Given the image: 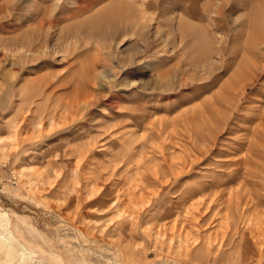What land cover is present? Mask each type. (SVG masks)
Here are the masks:
<instances>
[{
  "label": "rangeland",
  "instance_id": "1",
  "mask_svg": "<svg viewBox=\"0 0 264 264\" xmlns=\"http://www.w3.org/2000/svg\"><path fill=\"white\" fill-rule=\"evenodd\" d=\"M0 65V213L26 264H264V206L231 226L238 182L215 179L245 172L264 109V0H0ZM79 92L99 100L76 114Z\"/></svg>",
  "mask_w": 264,
  "mask_h": 264
},
{
  "label": "bare ground",
  "instance_id": "2",
  "mask_svg": "<svg viewBox=\"0 0 264 264\" xmlns=\"http://www.w3.org/2000/svg\"><path fill=\"white\" fill-rule=\"evenodd\" d=\"M17 26V25H16ZM40 27H43V23H40ZM30 42V41H29ZM33 47V46H32ZM38 48V47H37ZM36 48V49H37ZM40 48V47H39ZM42 48V47H41ZM29 51H31V49L28 48ZM38 50V49H37ZM36 51V50H35ZM22 57V55H21ZM18 60V59H17ZM23 61V60H22ZM25 66V64H24ZM250 69L253 70V72L257 69L256 65L254 63H250L249 66ZM7 70L3 69L0 65V77L2 76L3 78L6 75ZM253 72L251 74H253ZM246 74V73H245ZM244 74V75H245ZM242 77H244L242 75V73H240L235 80L239 81V79H241ZM4 80V79H2ZM42 80V79H41ZM5 81V80H4ZM46 81V80H45ZM35 82V81H32ZM234 80L231 81V84H228L225 89L223 91L222 88L220 90V96L218 95V99L220 100H228L230 101V103L232 102V98L230 99L229 96V91L234 87ZM250 82V81H249ZM248 86H243L241 87V89L239 90V94H237V96L242 95L243 93H245L247 91ZM27 89V88H26ZM21 91V90H20ZM33 90H30L28 92V100L30 99L31 95L35 96H39V94H37L39 91L36 92H32ZM92 91V90H91ZM235 90H233L234 92ZM22 92V91H21ZM241 92V94H240ZM27 95V94H26ZM8 96V95H7ZM8 98V97H7ZM33 98V97H31ZM241 98V97H240ZM242 99V98H241ZM98 98L95 94H87V96L85 95V97L83 98L81 93H77L74 99V102H72L71 104V109L74 110V112L77 114V112H81V111H86L88 109H90L92 106H95L96 103L98 102ZM209 101V100H208ZM214 102H212V105H215L218 103V101L216 99L213 100ZM217 101V102H216ZM227 102V101H226ZM220 103V102H219ZM203 106V105H201ZM222 106V105H221ZM238 109V108H237ZM218 110V109H217ZM236 110V109H235ZM234 110V111H235ZM240 110V109H239ZM203 112V111H202ZM237 112V111H236ZM240 112V111H239ZM74 113V114H75ZM220 113V110H219ZM258 113V111H257ZM51 114V113H50ZM259 114V113H258ZM49 115V114H48ZM51 116V115H50ZM50 116H47L50 118ZM258 116V117H257ZM256 119L258 121V125L257 128L254 129V132H252L251 134V138L244 137L247 140V154L243 155L241 158H239V161L237 162L239 166H242V168L244 169V173H239L238 171H230L229 173H220L221 175H217L218 177L215 176V179L218 178H224L223 182L224 183H229V182H238V187L236 189H230L229 191L226 192L227 195V222H231V226L234 223H238L241 225V223H245L248 221H252L249 218H247L246 213L253 210H256L257 208L263 207L264 206V109L262 110V112L260 113V115H257ZM43 117V116H42ZM44 118V117H43ZM50 121V120H49ZM256 121V120H255ZM42 122V121H41ZM40 122V125H42V123ZM56 123V122H54ZM244 123V121H243ZM252 123V122H251ZM53 125V122H50V126ZM228 125V124H227ZM39 126V125H38ZM226 126V125H225ZM59 127V126H58ZM228 127V126H227ZM226 128V127H225ZM242 128V127H241ZM246 128V127H243ZM231 129V128H230ZM229 131V129H228ZM227 131V132H228ZM249 131V129H248ZM240 132V131H239ZM250 133V132H249ZM248 134V133H247ZM193 135V134H192ZM193 137V136H192ZM191 137V138H192ZM241 138V137H240ZM243 138V137H242ZM194 139V138H193ZM219 139V138H218ZM196 140V138H195ZM243 140V139H242ZM245 140V141H246ZM193 141V140H192ZM234 141V140H233ZM236 141H241V139ZM195 143V142H194ZM245 142H239L237 145L239 147H241ZM208 147H213L215 145V139L213 138L212 142H208ZM234 145V144H231ZM193 146V145H192ZM228 146V145H227ZM232 147V146H231ZM245 147V146H242ZM242 149V148H241ZM231 150H236V148H230ZM244 150V149H243ZM242 150V151H243ZM239 151V150H238ZM161 152V151H160ZM200 152L201 153H208L209 148L207 149V147L205 148H200ZM164 156V155H163ZM229 156V155H228ZM187 157V156H186ZM181 158V157H180ZM184 159V158H183ZM182 160V159H181ZM180 160V161H181ZM166 161V160H165ZM169 163V162H168ZM172 163V162H170ZM169 163V164H170ZM229 163V162H228ZM234 163V161H233ZM236 163V164H237ZM230 164V163H229ZM218 165V164H216ZM225 165V164H224ZM231 165V164H230ZM236 165V166H238ZM235 166V167H236ZM172 167V166H171ZM174 167V166H173ZM216 167V166H215ZM219 167V166H218ZM225 167V166H224ZM169 168V166H168ZM237 168V167H236ZM172 170V169H171ZM172 172V171H171ZM216 173V172H215ZM143 175V174H142ZM140 175V177L142 176ZM157 176V175H156ZM254 177L253 179L255 181H251L250 177ZM139 177V176H138ZM158 177V176H157ZM156 177V178H157ZM220 177V178H219ZM155 178V176H154ZM213 178V177H212ZM251 182H250V181ZM140 181V178H139ZM142 181V180H141ZM212 182V181H211ZM218 183V180H217ZM214 184V182L212 183V185ZM216 184V183H215ZM221 184V183H220ZM199 185V184H198ZM264 208V207H263ZM263 208L261 211H263ZM258 210V209H257ZM259 211V210H258ZM261 214V213H259ZM263 214V213H262ZM258 215V214H256ZM255 216V215H254ZM261 217V216H259ZM257 217V218H259ZM255 218V217H254ZM256 218V222L258 225L261 224V220ZM261 219V218H260ZM263 221V218H262ZM234 222V223H233ZM247 224V223H246ZM264 224V223H263ZM261 224V225H263ZM245 225V224H244ZM257 225V226H258ZM237 226V224H236ZM235 226V227H236ZM247 226V225H246ZM254 226V225H253ZM258 233V232H257ZM253 236V235H252ZM255 242V241H254ZM256 244V243H255ZM0 250H5L7 252V254H10V252L13 251L14 254V260L17 259L18 263H24L26 264V262L28 260H31L30 258V254L27 252V250L22 246L19 245L17 242L14 241V237L13 234L10 231L9 228V218L6 215V213H0Z\"/></svg>",
  "mask_w": 264,
  "mask_h": 264
}]
</instances>
